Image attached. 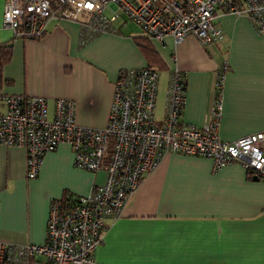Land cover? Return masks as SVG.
Returning a JSON list of instances; mask_svg holds the SVG:
<instances>
[{
  "label": "crops",
  "instance_id": "obj_1",
  "mask_svg": "<svg viewBox=\"0 0 264 264\" xmlns=\"http://www.w3.org/2000/svg\"><path fill=\"white\" fill-rule=\"evenodd\" d=\"M0 43L10 42L0 90L43 96L52 110L56 98L75 101L78 124L102 128L108 119L119 70L147 61L136 30L99 34L81 42L71 20L52 18L35 39L14 37L2 24ZM220 42L202 45L187 36L175 45L151 41L169 73L185 74L181 119L204 127L210 120L215 72L226 65L218 134L225 141L264 130V31L244 15L216 11ZM160 85V76H159ZM159 90V89H158ZM158 95V94H157ZM73 151L60 143L47 152L35 178L26 173V151L0 145V238L14 243L45 240L50 201L82 196L103 184L105 171L74 166ZM238 162L214 169L211 158L167 156L148 174L124 215L108 219L101 243L85 264H264V180H253Z\"/></svg>",
  "mask_w": 264,
  "mask_h": 264
},
{
  "label": "built area",
  "instance_id": "obj_2",
  "mask_svg": "<svg viewBox=\"0 0 264 264\" xmlns=\"http://www.w3.org/2000/svg\"><path fill=\"white\" fill-rule=\"evenodd\" d=\"M244 15L264 31V0H5L2 24L14 37L35 39L52 18L76 22L81 42L117 31V22H132L141 36L175 45L187 36L202 45L220 42L223 30L216 11ZM226 65L215 72L210 120L204 127L181 119L185 74L172 69L163 113L156 117L159 70L149 66L119 70L113 83L107 123L83 126L75 118V101L56 98L52 110L43 96L0 90V145L26 151L27 177L35 178L43 156L60 143L70 146L74 166L105 171L103 184L86 195L50 201L45 240L18 244L0 238V264H85L92 261L108 219L121 218L145 177L171 154L208 157L214 169L238 162L264 180V130L233 141L219 137Z\"/></svg>",
  "mask_w": 264,
  "mask_h": 264
},
{
  "label": "trees",
  "instance_id": "obj_3",
  "mask_svg": "<svg viewBox=\"0 0 264 264\" xmlns=\"http://www.w3.org/2000/svg\"><path fill=\"white\" fill-rule=\"evenodd\" d=\"M137 46L142 52L147 61V66L157 69L159 71L165 70L166 65L161 56L158 54L151 41L144 36H136L134 38ZM12 46L10 42L0 43V82L2 80L3 66L11 59ZM71 196L66 195L62 200L67 201Z\"/></svg>",
  "mask_w": 264,
  "mask_h": 264
},
{
  "label": "rangeland",
  "instance_id": "obj_4",
  "mask_svg": "<svg viewBox=\"0 0 264 264\" xmlns=\"http://www.w3.org/2000/svg\"><path fill=\"white\" fill-rule=\"evenodd\" d=\"M126 28H124L125 30H136L139 34L141 33L140 27L137 26L136 24L132 23V22H128L125 24ZM166 71L162 70L159 71V76H160V85H158V95H157V107H156V117L160 118L162 113H163V106H164V100H165V90L163 88V83L165 81V77H166ZM167 86V84H166Z\"/></svg>",
  "mask_w": 264,
  "mask_h": 264
},
{
  "label": "water",
  "instance_id": "obj_5",
  "mask_svg": "<svg viewBox=\"0 0 264 264\" xmlns=\"http://www.w3.org/2000/svg\"><path fill=\"white\" fill-rule=\"evenodd\" d=\"M252 179L253 180H258V178L256 176H253Z\"/></svg>",
  "mask_w": 264,
  "mask_h": 264
}]
</instances>
